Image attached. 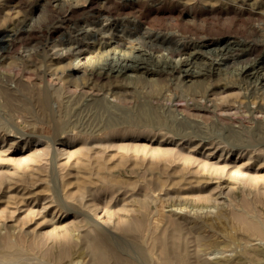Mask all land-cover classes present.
Returning <instances> with one entry per match:
<instances>
[{"label":"rangeland","instance_id":"obj_1","mask_svg":"<svg viewBox=\"0 0 264 264\" xmlns=\"http://www.w3.org/2000/svg\"><path fill=\"white\" fill-rule=\"evenodd\" d=\"M193 51L213 71L164 62ZM243 63L264 64V0H0V264H95L98 231L134 264H264Z\"/></svg>","mask_w":264,"mask_h":264},{"label":"bare ground","instance_id":"obj_2","mask_svg":"<svg viewBox=\"0 0 264 264\" xmlns=\"http://www.w3.org/2000/svg\"><path fill=\"white\" fill-rule=\"evenodd\" d=\"M223 45L224 46H222V45L220 46L222 48H221V51L219 54L220 56L222 55L223 57L224 56L225 57H227V56L232 57L231 55L234 52L242 51L241 50L242 48L241 49L239 48V46H241V44L236 40L235 41L229 40L226 42V44L224 43ZM204 56H205L204 51H193L191 53H188L186 56L181 57L180 59L178 58L179 60L176 62L172 61L168 57H165L164 62L167 61L166 64L169 68L180 66L182 68L181 70L185 74V76L189 80H191V79H195L196 77L200 76L198 74L201 71H203V73H204V71H205V73L206 72L209 73V72L213 71L214 67L216 66L213 60H210V59L208 60ZM216 56H218V55L216 54ZM207 57H209V56H207ZM143 59H145V57H143V58L140 57L137 60L135 57H132L130 55L116 53L114 57H111V60L105 61L106 62L105 65L107 67H109L110 69L117 68V72H123L125 70H131V71L135 72L137 70L141 71V69L146 67L144 62L139 61V60H143ZM238 60H240L241 62H245L247 60V58L243 55V56L239 57ZM255 61H256V59H255ZM208 67H209V69H208ZM262 67L264 68L263 63H262V65L260 63H258L256 66H250V65L244 64L240 68L239 72L244 78H246V79L248 78V80H252L253 82H256L257 84L263 83V85H264V71L262 70ZM238 70H235V72ZM124 73H126V71ZM137 73H139V72L137 71ZM137 77L139 78L140 76H137ZM241 104H242V102H241ZM252 105H254V104H252ZM255 112H262V111L257 109V110H255ZM86 245L89 249V252L92 254V257H93L95 264H134L132 261H129L128 259L124 258L123 256H121L118 253H115L113 251L114 249L111 246L108 237L106 236V234L103 231H98L97 235L94 236V238L91 240L89 237ZM181 259H183V258H181Z\"/></svg>","mask_w":264,"mask_h":264}]
</instances>
